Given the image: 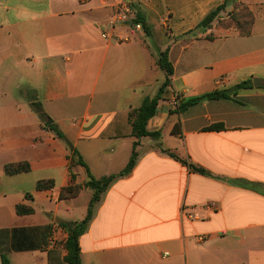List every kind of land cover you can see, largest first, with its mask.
<instances>
[{"label":"crops","instance_id":"crops-1","mask_svg":"<svg viewBox=\"0 0 264 264\" xmlns=\"http://www.w3.org/2000/svg\"><path fill=\"white\" fill-rule=\"evenodd\" d=\"M122 2L150 33L107 43L102 30ZM224 2L0 0V264H64L59 223L83 221L93 195L86 169L70 170L74 150L97 180L137 154L95 205L81 264H264V0H236L220 15L248 12L249 34L197 29ZM163 52L173 75L147 123L158 136L139 139L130 114L163 87ZM245 82L252 88L235 92ZM173 95L200 101L177 113ZM19 164L30 171L6 172ZM72 186L81 191L63 197Z\"/></svg>","mask_w":264,"mask_h":264},{"label":"trees","instance_id":"trees-1","mask_svg":"<svg viewBox=\"0 0 264 264\" xmlns=\"http://www.w3.org/2000/svg\"><path fill=\"white\" fill-rule=\"evenodd\" d=\"M236 0H225L223 4H221L219 7H217L215 10H213L211 13H209L199 24L197 29L202 30H208L212 28L214 22L218 19V17L227 9V7L235 2ZM233 15H236L232 13ZM138 22L142 24L144 32L148 35L150 33L149 28L147 27V24L142 16L138 14ZM232 24H234L238 31L241 34H249L251 31V16L248 12H242L240 15H236V19L232 21ZM231 26V25H230ZM230 26L225 25L226 28H229ZM158 67L165 71L166 73V81L163 85V87L159 90L157 96L154 99H146L142 105V107L137 111H132L130 114V119L132 122L133 130H134V136L137 138L142 137H156L158 136L157 133H149L147 131V123L148 121L155 115L156 107L161 100L165 89L170 85V78L173 75V66L168 58V53L163 52L161 56L159 57L157 61ZM252 88L251 82H245L240 85H238L235 89V92L241 89H249ZM210 98L213 99H229L230 96L226 95L224 93H215L210 96ZM200 99H192L187 102H184L183 100L180 102L179 106L175 110L177 113H182L186 111L188 108L198 104ZM178 126L175 127L173 130V133L176 134ZM224 130L223 125H213L209 128H207V131H222ZM59 134V133H58ZM60 138L65 140V138L59 134ZM136 147V144H135ZM170 157L174 160L180 162L183 166L189 168L191 171H194L196 173L200 174H206L205 171L201 169H197L191 165H189L187 162L181 160L179 157L175 156L174 154L169 153ZM137 159L136 152L133 153L127 167L120 172L117 175H112L109 177H105L102 179H95L90 174L87 165L83 161V159L78 155V153L74 150L72 152V156L70 158V170H72L75 166H81L84 167L88 174V181L85 183V187L89 188L92 192V198L89 204L88 208V214L86 218L81 222H72V223H66V222H60L59 225L64 228L68 232V239L64 244V248L67 252V255L64 257V264H81V251L79 246V240L81 236H83L86 231L89 228V225L93 218V210L96 204H98L103 196L106 194L110 186L118 179L126 177L131 174L135 167ZM30 171V167L28 164H19V165H9L6 167V172L8 174H20V173H27ZM72 178H74V175L72 174ZM49 186L44 185L43 183L38 184V189H44L48 188ZM81 191L80 187H68L63 190L62 196L63 197H71L76 196ZM17 212L19 215H26L33 213V210L27 209L24 207H18ZM4 264H8L6 259L4 260Z\"/></svg>","mask_w":264,"mask_h":264},{"label":"built area","instance_id":"built-area-1","mask_svg":"<svg viewBox=\"0 0 264 264\" xmlns=\"http://www.w3.org/2000/svg\"><path fill=\"white\" fill-rule=\"evenodd\" d=\"M89 0H79L81 3H87ZM119 29L123 34L116 35L114 31ZM144 32L143 26L138 22V13L131 3L122 2L116 6L115 14L110 21L108 27L102 30V38L107 43L113 41L129 43L136 33ZM181 100L177 95H173L170 101V107L177 108ZM184 212V211H183ZM187 219L192 220L194 215L191 212H185ZM204 240L203 236L198 238ZM54 244V241H51Z\"/></svg>","mask_w":264,"mask_h":264},{"label":"rangeland","instance_id":"rangeland-1","mask_svg":"<svg viewBox=\"0 0 264 264\" xmlns=\"http://www.w3.org/2000/svg\"><path fill=\"white\" fill-rule=\"evenodd\" d=\"M236 19V15H233V14H228V15H222V16H219L218 19L214 22V26H217L218 28H225V25H228V26H232L234 24H232V21ZM213 27V26H212ZM127 72H129V74H131L132 70L130 69H127ZM161 75H163L164 77V73L161 72ZM161 86V84L158 83L157 85V88Z\"/></svg>","mask_w":264,"mask_h":264},{"label":"water","instance_id":"water-1","mask_svg":"<svg viewBox=\"0 0 264 264\" xmlns=\"http://www.w3.org/2000/svg\"><path fill=\"white\" fill-rule=\"evenodd\" d=\"M254 85L255 86H261L262 85V83L260 82V81H257V80H254ZM51 121L48 123V125H51ZM69 145V147H70V149L72 150L73 149V146L71 145V144H68Z\"/></svg>","mask_w":264,"mask_h":264}]
</instances>
